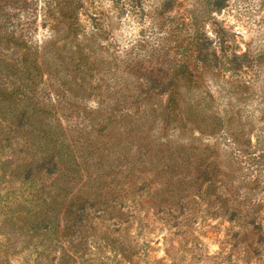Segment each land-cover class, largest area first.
<instances>
[{
    "label": "rangeland",
    "instance_id": "1",
    "mask_svg": "<svg viewBox=\"0 0 264 264\" xmlns=\"http://www.w3.org/2000/svg\"><path fill=\"white\" fill-rule=\"evenodd\" d=\"M45 1L37 0L38 8ZM142 1L135 10L120 11L115 0H85L84 8L78 11L80 31L90 43L97 40L109 48V53L121 56L119 61L128 60V54L143 59L145 66L157 68L163 62L164 71L160 69L159 74L167 73L170 62L182 56L183 50L177 46L186 39L185 33L193 30L185 26V18L190 14L203 18L207 10L203 0H176L171 9L161 6L165 0ZM210 13L211 17L204 20V30L210 37L214 38V30L220 28L230 50L238 56L247 55L248 64L252 58H260L259 53L264 51V0H228L221 13ZM43 17L40 11L31 31L39 46L56 35L49 25L44 27ZM107 23L108 36L98 33L92 38L93 30ZM87 40L81 38L82 43L88 44ZM182 45L187 46V40ZM76 46L75 42L61 41L59 49H53L55 54L49 58V66L43 65V76L38 79L36 98L42 105L79 106V113L71 119L61 117L57 121L65 130L58 141L68 142L74 150L72 154L79 157V173L68 178L66 174L41 169L38 163L42 154L37 147L44 141L38 133L36 139L26 132L24 137L8 141L0 138V264H264V232L249 236L246 227L232 223V228L226 217L214 214L218 204L207 207L194 190L197 184L192 189L188 182L181 181L182 195H186L183 207L158 213L159 200L168 194L165 179L160 181L156 176L159 169L154 157L167 150L164 144L171 142L179 148L189 146L191 141L199 146L215 145L217 138L204 139L197 131L194 140L190 132L163 135L149 124L139 128L137 136L122 134V128L111 136H99L104 144L100 150L87 147V137H78L80 133L74 129L89 131L101 123L102 119L91 122L100 114L82 112L84 108L95 111L101 107L106 91L99 81L102 73L91 80L100 88L92 91L79 87L72 67L78 64L80 55L67 54L68 50L77 52ZM106 48L98 59L114 60ZM84 51L88 52L86 48ZM256 65L243 66L239 77L253 80L260 89L264 72ZM228 76L229 73L225 80ZM209 78L212 92H217L223 75L217 78L212 72ZM79 90L90 96H70ZM220 158L225 160L227 155ZM89 191L98 194L100 204L89 208L79 220H61L57 211L46 216L47 207L55 208L53 197L65 206L72 193L82 197ZM48 220L50 223L45 224Z\"/></svg>",
    "mask_w": 264,
    "mask_h": 264
},
{
    "label": "trees",
    "instance_id": "2",
    "mask_svg": "<svg viewBox=\"0 0 264 264\" xmlns=\"http://www.w3.org/2000/svg\"><path fill=\"white\" fill-rule=\"evenodd\" d=\"M175 2L165 0L161 6L171 9ZM84 3L85 0H46L38 8L37 0H0V123H8L0 126V138L8 141L12 137H24L26 132L36 139L38 133L44 141L37 147L42 154L38 163L41 169L51 174H66L68 178L79 173V157L72 154L74 150L68 142L58 141L65 130L57 122L61 117L71 119L79 113V106L42 105L36 98L38 79L43 76V65L49 66V58L55 54L53 49H59L57 44L61 41L75 42L78 51H67L80 55L78 64L72 67L73 78L80 82L79 87L94 91L100 87L93 86L91 80L102 73L99 81L106 91L100 100L101 107L95 111L84 108L82 112L100 114L91 118L92 123L102 119L98 127L89 131L74 129L80 133V139L87 137V147L100 150L104 144L99 136H111L119 128L123 129L122 134L137 136L144 124L156 127L163 135L190 132L194 140L197 131L204 139L217 138L215 145L199 146L191 141L189 146L179 148L171 142L164 144L167 150L154 157L159 169L156 176L160 181L165 179L168 194L159 200L158 213L167 214L172 207H183L186 197L182 195L183 181L190 188L197 184L194 190L208 208L219 205L214 213L217 216L246 227L249 236L264 232V78L258 89L253 80L239 77L243 66L249 64L263 67L264 72V51L259 53L260 58H252L248 64L247 55L238 56L230 50L224 30H214V38L204 30L205 17H211L210 12L221 13L228 0H203L205 17L199 19L190 14L185 18V26L193 29L185 33L186 39L181 42L187 40V46H177L182 48V56L175 57L168 72L162 74L159 73L164 71L163 62L157 68L145 66L143 59L128 54L125 55L128 60L119 61L121 56L109 53V48L96 43L97 40L90 43L80 31L78 11L84 8ZM142 3V0H115V7L120 11L135 10ZM40 11L44 14V27L49 25L56 31L55 37L51 36L43 46L35 44L31 34ZM107 27L109 23L104 28L97 26L92 38L98 33L107 37ZM82 37L88 44L82 43ZM104 48L114 60L98 59ZM212 72L217 78L223 75L218 95L211 90ZM80 91L70 96H90ZM223 154L227 155L225 160L220 158ZM97 196L92 191L83 193L82 197L72 193L65 206L53 197L51 203L55 208L47 207L46 216L51 217L53 214L49 213L57 211L62 215L61 220H79L89 208L100 204ZM48 223L50 220L45 222Z\"/></svg>",
    "mask_w": 264,
    "mask_h": 264
}]
</instances>
